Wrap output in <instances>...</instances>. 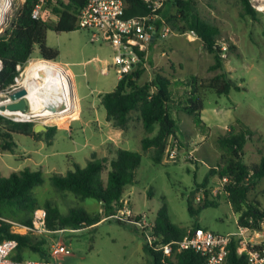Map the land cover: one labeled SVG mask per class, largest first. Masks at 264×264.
Returning a JSON list of instances; mask_svg holds the SVG:
<instances>
[{
    "label": "rangeland",
    "instance_id": "obj_1",
    "mask_svg": "<svg viewBox=\"0 0 264 264\" xmlns=\"http://www.w3.org/2000/svg\"><path fill=\"white\" fill-rule=\"evenodd\" d=\"M192 1L196 5L199 19L217 28L216 45L227 48L225 58L222 57L224 71L237 82L241 90H232L227 96L201 90L203 125H197L193 117L181 109L180 102L190 89L187 82L193 77L198 78L204 88L219 73L208 72V66L214 62V55L205 49L197 37H192L188 30H178L185 25L181 20L174 27L166 26L169 32L165 36L160 32L162 41L156 39L160 43L146 48L147 64L150 66L152 62H157L162 65V75L174 85V102L169 104L168 109L170 116L176 121L175 132L179 138L170 137L168 142L176 141L180 155L175 162L166 161L163 156L160 164H154L149 152L141 150L140 142L146 133L133 114L125 133L122 137H117L116 141L121 149L139 153L141 161L135 173L136 183L125 187L122 199L129 200L133 214H145L147 222L153 225L157 212L165 204L170 221L177 226L187 230L198 226L220 235H235L238 232L236 214L226 202L225 195L217 193L210 196L218 183V177L209 176L208 173L210 169L220 166L226 157L218 148V138L230 129L238 131L243 126L255 133L244 147L245 165L257 164L264 153V13L255 11V18L245 15L240 0ZM22 2L23 0H10V11L0 26V35L10 28ZM161 10L165 14L162 16L164 21L167 16H177L176 9L169 3L164 4ZM46 45L56 50L58 55L54 61H45L63 68L73 82L78 98L77 101L73 95L76 109L73 114L61 120L40 117L30 123L33 130L36 126L60 128L50 144L45 141L46 131H39L35 137L14 134L13 141L17 146L15 153L0 152V175L6 177L24 168L40 170L44 183L33 191L40 206L49 201L64 214L72 207H82L91 215L104 216V220L96 225L83 226L76 231L50 232L46 227L47 232L42 236L46 237L48 251L55 243H61L68 249L67 256L57 259V262L150 264V257L143 251L145 234L135 228L132 222L134 218L119 223L110 214L104 215L102 205L96 200L81 201L70 193H59L48 181L52 173L65 174L74 169V164L84 167L93 152H99L100 158L107 157L109 160L114 156L115 146L109 143L100 145L104 137L101 138L97 128L98 125L103 127L106 121L100 97L111 92L117 83V76L112 68L107 73L102 70L101 61H110L112 50L106 42L93 41L91 34L81 29L60 33L48 31ZM42 59L37 47H34L28 62L18 75L21 83L26 81L28 67ZM157 69L149 73L145 70L140 83L149 82ZM179 78L181 85H176ZM27 114L33 116L29 107ZM189 152L195 160L183 158ZM199 189H204L206 198L218 204L203 208L197 216L192 217L188 212L187 202H193L194 193ZM249 199L264 208V177ZM7 219L12 224L13 233L39 236L13 222L11 213L7 214ZM260 234L262 236L256 238L257 241L264 238V233ZM24 257L31 260L39 258L28 251L24 252Z\"/></svg>",
    "mask_w": 264,
    "mask_h": 264
},
{
    "label": "trees",
    "instance_id": "obj_2",
    "mask_svg": "<svg viewBox=\"0 0 264 264\" xmlns=\"http://www.w3.org/2000/svg\"><path fill=\"white\" fill-rule=\"evenodd\" d=\"M123 1L126 6L125 19L142 18L150 11L148 4L143 0ZM240 1L244 14L255 18L256 12L250 7L248 0ZM36 3L37 0H23L10 28L0 35V60L2 62L0 91L14 83V78L17 76L16 66H24L27 63L34 47H37L40 57L44 60H55L58 52L47 47V32L60 33L78 30L76 14L85 6L86 1L68 0L64 10L54 9L60 13V19L51 24L31 17V11ZM166 3L176 9L177 16H167L163 25L174 27L178 20L184 22V27L178 30L193 31L205 49L214 55V62L208 67V72L219 71L204 88L199 83V79L193 77L187 82L190 89L185 92L183 101L180 102L181 109L192 116L197 125L201 126L203 125L201 90L205 89L218 96H227L232 90L240 91L241 88L224 71V59L221 57L220 48L216 45L217 28L199 19L195 3L192 0H166L164 4ZM159 12L161 14L162 10ZM155 26L160 29L161 24ZM137 53L141 63L129 74L120 78L111 92L104 93L100 97V105L105 110L106 122L116 129L125 130L132 120V115L135 114L146 133L140 142L141 150L149 152L154 164H160L168 139L175 136L177 125L168 109L169 104L174 102L172 89L174 85L169 78L162 75L161 69L153 72L150 82L141 84L140 80L145 73L146 49H139ZM180 82V80L176 81L175 84L181 85ZM32 126L30 123H13L0 117V152L15 153L17 146L13 141L14 134L37 136ZM55 132V127L47 128L44 133L47 144L51 143ZM254 135L253 131L243 126L238 131L233 129L226 131L218 138V148L226 154V157L220 166L210 169L208 174L209 176L216 175L218 179L225 177L229 179L225 187L227 193L225 198L234 213L239 215L237 228L245 227L251 231L264 233V208H261L256 201L249 199L258 182L264 177V153L261 154L257 164L248 166L243 162L244 147ZM113 155V158L109 160L107 157L100 158L96 154H91L84 167L74 164V169L68 170L65 174L52 173L48 178L49 184L57 192L70 193L81 201L94 199L102 205L104 215H112L117 208L121 207L125 187L136 183L135 173L141 161L139 153L129 150L115 149ZM104 175H106L105 179ZM43 183V173L40 170L33 171L24 168L6 177L0 175V242L6 239L17 241V248L12 254V259L15 261L25 260V251L37 255L38 259L47 260L49 251L46 237L13 233L12 224L6 221L8 213L13 215V222L20 226L31 227L33 212L42 208L46 213L45 223L50 232L76 231L83 226H94L104 219V216L89 214L82 207H72L64 214L49 201L40 206L33 191ZM187 204L189 214L195 217L201 209L216 206L218 203L207 197L203 203L196 206L190 200ZM195 228L200 227L194 226ZM152 230L153 235L161 244L178 243L187 233L186 228L170 221L165 204L157 212ZM143 251L150 257V264H163L160 251L154 250L146 243ZM167 262L170 264L168 259ZM203 263L204 259L190 250L176 254L173 261V264ZM224 264H247L245 257L237 254L236 240H232L229 244Z\"/></svg>",
    "mask_w": 264,
    "mask_h": 264
},
{
    "label": "built area",
    "instance_id": "obj_3",
    "mask_svg": "<svg viewBox=\"0 0 264 264\" xmlns=\"http://www.w3.org/2000/svg\"><path fill=\"white\" fill-rule=\"evenodd\" d=\"M85 1V6L76 14V27L88 31L93 41L101 40L106 42L112 50V56L110 61H101L103 64L102 70L107 72L109 68H112L119 79L129 74L141 63L137 52L139 49L145 50L149 46L157 31L162 32L164 36L169 32V29L163 25L164 20L159 12L166 0H143L149 6L150 11L147 16L128 19L124 18L126 6L123 0ZM248 2L254 11L264 13V0H248ZM67 3L68 0H37L31 11V17L44 23H56L60 19V13L54 9L58 11L64 10V6ZM156 24H161L160 29L156 28ZM189 34L192 37H196L193 31H190ZM219 48L221 57L225 58L226 46L223 45ZM43 60L41 62H46ZM37 62H40V60H37ZM24 66H16L17 76L14 78V83L5 90L0 91V116L15 123H31L35 119L40 118V116H29L27 114L28 107L24 112L10 111L7 108L14 103L11 95L21 89V81L18 75H20L19 73L24 69ZM1 70L2 62L0 60V72ZM179 155L176 141L168 142L164 152L166 161L175 162ZM183 158L185 160H195L191 152L183 156ZM228 181L227 177L218 179V183L214 191L210 193V196H215L217 193L226 195L225 187ZM205 200L206 192L204 189H199L194 193V204H201ZM45 216L44 210H36L32 217V226L23 227V229L42 236L47 232ZM110 217L120 222L134 218L132 222L136 229L144 232L146 244L161 252V262L163 264L168 263L167 259L170 264H173L176 254L189 250L202 257L204 259L203 264H224L227 249L232 240H236L237 254L244 256L247 264H264V238L256 240V238L262 236L261 232L251 231L245 227L238 228V232L235 235H220L201 228L190 229L187 230L182 241L161 244L153 235V224L147 222L145 214H133L128 199H122L121 207L117 208ZM16 248L17 241L13 239H6L0 242V264H63L56 260L68 254L67 247L61 243H55L49 249V259L47 260L25 259L15 261L12 259V254Z\"/></svg>",
    "mask_w": 264,
    "mask_h": 264
},
{
    "label": "bare ground",
    "instance_id": "obj_4",
    "mask_svg": "<svg viewBox=\"0 0 264 264\" xmlns=\"http://www.w3.org/2000/svg\"><path fill=\"white\" fill-rule=\"evenodd\" d=\"M10 5V0H0V26ZM56 67L52 63L37 62L27 69L26 81L21 83V88L26 91L25 99L33 116L61 120L76 109L68 81L70 77Z\"/></svg>",
    "mask_w": 264,
    "mask_h": 264
},
{
    "label": "crops",
    "instance_id": "obj_5",
    "mask_svg": "<svg viewBox=\"0 0 264 264\" xmlns=\"http://www.w3.org/2000/svg\"><path fill=\"white\" fill-rule=\"evenodd\" d=\"M163 15H165L164 13H161V16H163ZM156 39H158L160 42L162 41L161 39H162V35L160 34V31H157L156 32V34H155V36L152 38V40L150 41V44H149V46L148 47H151V46H153V45H155V44H157V43H160L159 41L158 42H156ZM147 47V48H148ZM147 58H148V52L146 53V56H145V64H144V66H145V70L149 73V72H151V70H153V69H157L158 67L161 69V67H162V65L160 66L157 62H152V65H148L147 64ZM102 61H108V60H102ZM171 64V63H170ZM211 64H213V63H211ZM210 64V65H211ZM209 65V66H210ZM208 66V67H209ZM107 72H108V70H107ZM107 72H103V73H107ZM153 72V71H152ZM70 76V75H69ZM152 76H153V73H152ZM70 79V85H71V89H72V91H73V94L75 95V97H76V99H77V101H78V98H77V96H76V93H75V88H74V86H73V82H71V78H69ZM175 80H177V78H174ZM181 78H179V80H180ZM232 79V78H231ZM118 80H119V78L117 77V82H118ZM152 80V77L150 78V80H149V82ZM117 84V83H116ZM116 84H115V86H116ZM115 88V87H114ZM80 119V118H79ZM78 119V120H79ZM76 121V120H75ZM72 122H74V121H72ZM97 128L99 129V133H100V136H101V138L102 137H104V139H102V141L100 142V145L102 144V143H106V144H112L113 146H115V149H121L119 146H118V144H117V141H116V138L117 137H122V135L125 133L124 132V130H120V129H116V128H113L112 126H111V124L110 123H108V122H106L105 121V125L103 126V127H99V125L97 126ZM58 129H60V128H58ZM58 129H56V131L58 130ZM208 131H209V128H208ZM175 136H177L178 138H179V136L177 135V133L175 132ZM91 154H96L98 157H100L99 156V152L98 153H96V152H93V153H91ZM91 154H90V156H91ZM238 214H236V219H238ZM237 222V221H236Z\"/></svg>",
    "mask_w": 264,
    "mask_h": 264
},
{
    "label": "water",
    "instance_id": "obj_6",
    "mask_svg": "<svg viewBox=\"0 0 264 264\" xmlns=\"http://www.w3.org/2000/svg\"><path fill=\"white\" fill-rule=\"evenodd\" d=\"M52 64L56 65L55 63L51 62ZM57 69L61 72H65V70L63 68H61L60 66L56 65ZM68 78V76H67ZM68 81H69V86H70V89H71V85H70V79L68 78ZM71 92L73 93L72 89H71ZM25 96H26V91L21 88L17 91H15L12 95H11V99L14 101L13 104L9 105L7 108L8 110L10 111H21V112H24L27 110V107H28V103L25 99ZM46 131L47 130V127L45 126H36L34 127V133H38L39 131Z\"/></svg>",
    "mask_w": 264,
    "mask_h": 264
}]
</instances>
